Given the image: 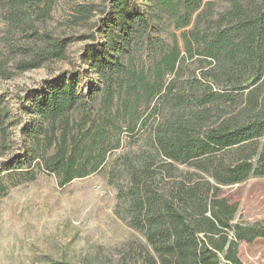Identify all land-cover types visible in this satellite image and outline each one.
I'll use <instances>...</instances> for the list:
<instances>
[{
  "label": "trees",
  "instance_id": "trees-1",
  "mask_svg": "<svg viewBox=\"0 0 264 264\" xmlns=\"http://www.w3.org/2000/svg\"><path fill=\"white\" fill-rule=\"evenodd\" d=\"M145 1L176 30L197 13L180 34L183 46L174 36L170 46L159 44L149 67H138L134 50L156 46L148 16L129 0H109L102 9L76 5L68 25L99 14L82 59L100 87L80 96L76 81L62 73L44 78L33 99L19 96L20 109L28 107L17 150L11 110L0 100V175L7 172L12 186L53 175L64 187L102 170L124 138L144 129L150 151L119 155L107 173L117 212L151 249L141 254L142 264H243L240 243L264 238V223H234L237 206L219 197L216 185L264 176V0H227L216 17L201 9L209 0ZM56 2L0 0V80L69 59L71 38L46 27ZM193 58L204 64L197 82L205 89L181 93L178 69ZM174 163L213 183L178 179ZM7 189L0 178V198Z\"/></svg>",
  "mask_w": 264,
  "mask_h": 264
},
{
  "label": "rangeland",
  "instance_id": "rangeland-1",
  "mask_svg": "<svg viewBox=\"0 0 264 264\" xmlns=\"http://www.w3.org/2000/svg\"><path fill=\"white\" fill-rule=\"evenodd\" d=\"M129 1L135 10L145 13L150 19V38L156 43L154 49L146 44L140 50H134L138 67H149L159 44L170 46L174 36L183 46L180 34L194 25L197 13L192 16L188 27L176 30L170 19L152 11L145 0ZM79 4H92L102 9L109 5V0H57L52 19L46 27L55 35L71 38L67 49L68 60L0 80V100L7 104L15 122L16 144L13 150L18 148L20 115L24 116L23 110L28 107L25 103L20 109L19 96L25 100L33 99L30 92L39 89L44 78L62 73L76 81L80 96H86L100 87L98 75L82 59L86 55L84 47L93 43L98 12L93 11L88 19L77 25L66 23L73 8ZM228 7L227 0H209V5L201 9L207 8V13L216 17ZM2 31L0 16V35ZM97 38V44L101 45L102 37ZM201 70H204V64L194 58L181 62L175 81L176 90L187 93L190 89H205L197 82ZM212 87L217 91L216 86ZM261 87L264 96V81ZM249 90L246 89L243 94L246 95ZM154 119H160V115ZM142 151H150L144 129L133 139L124 138L102 170L86 178L75 179L64 187H58L55 177L47 174H38L34 181L12 186L10 179L6 178L7 172H3L0 178L8 189L6 195L0 198V264H58L60 261L74 264H142L141 254L151 249L143 235L131 228L128 219L117 212L115 189L107 184L108 169L114 158ZM2 159L0 157V161ZM173 166L178 179L212 182L192 166L177 163ZM164 182L170 183L171 179L166 177ZM216 186L219 197L237 206L234 223H264V176H250L240 183ZM238 256L243 264H264V238L252 243L241 242Z\"/></svg>",
  "mask_w": 264,
  "mask_h": 264
}]
</instances>
